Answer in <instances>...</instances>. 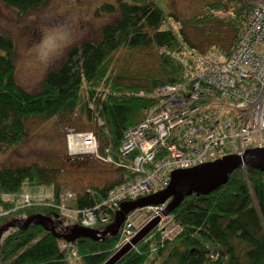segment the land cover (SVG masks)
I'll list each match as a JSON object with an SVG mask.
<instances>
[{"label":"trees","instance_id":"obj_1","mask_svg":"<svg viewBox=\"0 0 264 264\" xmlns=\"http://www.w3.org/2000/svg\"><path fill=\"white\" fill-rule=\"evenodd\" d=\"M1 1L28 12L46 0ZM253 6L249 0H214L191 19L196 26L230 28L231 39L224 49L227 57ZM101 8L110 19L102 27L100 38L73 45L57 67L48 69L42 88L36 92L17 83L14 43L9 36L0 35V155L26 141L30 118L65 119L77 108L90 115L89 104L94 103L103 120L95 130L99 150L104 153L109 149L118 160L117 150L125 132L159 101L157 89L187 78L185 67L196 57L184 49L191 40L182 28L177 33L165 26L167 17L153 0H113ZM122 47L156 48V73L144 81H125L126 75L113 70L115 53ZM119 160L129 162L122 157ZM56 173V169L35 162L0 164V228L10 217L22 213L27 218L36 215L50 221H32L6 235L0 243V264H71L68 256L73 249L84 264H102L113 254L117 235L101 240L78 238L69 247L48 229L64 221L58 209L50 205L54 199L59 202ZM123 179L121 176L118 183ZM118 183L89 187L73 206H92L104 200L107 191ZM42 190L53 194L50 203L38 199L25 203L19 197L25 193L43 195ZM171 214L181 226V234L173 242L157 241L154 246L159 255L168 251L167 264H264L263 171L240 167L212 192L185 197ZM209 248L219 254L216 260L212 255L207 257ZM152 251L149 242L138 243L116 264H146Z\"/></svg>","mask_w":264,"mask_h":264},{"label":"built area","instance_id":"obj_2","mask_svg":"<svg viewBox=\"0 0 264 264\" xmlns=\"http://www.w3.org/2000/svg\"><path fill=\"white\" fill-rule=\"evenodd\" d=\"M185 74L184 81L158 88L159 103L125 132L117 155L129 162L116 160L109 149L101 153L93 130L67 128L69 156H93L130 172L108 190L103 201L92 206L65 205L64 201L75 202L78 196L74 191L61 192L59 202L50 205L58 209L65 221L67 218L68 223L90 228L110 225L124 202L166 188L174 170L264 147V1L253 6L227 57L213 52L196 56L185 67ZM41 198L25 193L23 202ZM164 207L165 204L146 206L128 213L118 230L115 248L130 242ZM145 208L152 209L149 219L136 227L142 216L138 212ZM174 229H159L163 242L172 238ZM73 256L74 249L69 260Z\"/></svg>","mask_w":264,"mask_h":264},{"label":"rangeland","instance_id":"obj_3","mask_svg":"<svg viewBox=\"0 0 264 264\" xmlns=\"http://www.w3.org/2000/svg\"><path fill=\"white\" fill-rule=\"evenodd\" d=\"M153 1L167 17L165 26H170L177 33L178 29L182 28L186 37L191 40V43L184 44L186 53L202 56L208 52H213L216 55L224 56V49L231 39L230 28L220 29L214 24L196 26L191 19L200 14L205 6L214 0ZM260 1L264 0H249L253 5ZM112 2L113 0H46L35 9L22 12L0 0V35L9 36L14 43L15 79L17 83L31 92L40 90L48 69L57 67L73 45L80 44L84 40L100 38L102 27L110 19V16L105 14L101 7L104 3ZM157 69L158 55L154 47L145 49H123L122 47L115 53L113 70L126 75L125 81H144L146 76L154 75ZM132 77L136 79H130ZM158 103L159 101L156 104ZM89 107L91 109L90 115L77 108L65 119L56 116L46 119L30 118L27 122L29 137L21 145L7 149L6 152L2 153L0 164L15 165L35 162L44 167L56 169V183L61 189L60 193L74 191L78 196L89 187L110 184L106 181L107 175L112 174L109 170L113 167L112 163L101 161L89 155L72 158L68 154L67 128L90 129L95 132L96 127L101 125L103 121L98 116L95 104L90 103ZM110 155L113 156L111 152ZM115 180L114 182L118 183L121 176ZM47 191L44 190L43 192L42 190L43 195L41 196L45 198L38 199L39 201L50 203L53 200V194ZM19 197L23 198L21 195ZM54 200L53 203L56 202ZM64 203L72 206L74 202L64 201ZM151 211L152 209L145 208V210L138 212L142 216L136 221V227H140L148 221ZM26 219L27 217L23 214L10 217L7 220L10 227L0 233V243L6 235L24 224ZM68 224L73 225V223H68L66 218V221L64 220L55 229L59 232H66V225ZM171 226L176 227V229L172 230L174 233V235H170L172 238L166 241L173 242V239L181 234V226L177 224L172 214L161 219L138 242H149L153 248L146 264H167L164 260L168 251L159 255L154 246L157 241L162 242L159 229ZM106 227L109 226L104 225L96 228L104 230ZM137 244L133 247L135 248ZM209 249L207 257L212 255L213 260H216L219 254H216L213 248ZM69 261L71 264H84L79 259L76 250H74V256Z\"/></svg>","mask_w":264,"mask_h":264},{"label":"water","instance_id":"obj_4","mask_svg":"<svg viewBox=\"0 0 264 264\" xmlns=\"http://www.w3.org/2000/svg\"><path fill=\"white\" fill-rule=\"evenodd\" d=\"M245 166L264 172V147L250 148L242 155L228 154L194 167L174 170L171 173L170 182L166 188L140 197L134 201L124 202L116 212L113 223L108 225L109 227H106L104 230L100 228L84 227L76 223L71 225L66 232H59L53 227H48V229L56 238L66 242H73L78 238L101 240L109 235L115 236L127 214L131 211L146 206L165 204V207L160 211V215L149 220L136 232L130 242L126 243L102 263L116 264L133 245L142 240L159 223L162 216L171 214L185 197L192 194L206 195L212 192L226 183L231 172ZM48 220L49 218L47 217L33 215L28 217L22 225H24L23 228H25L32 221L45 223ZM8 227H10L9 223L3 224L0 228V233Z\"/></svg>","mask_w":264,"mask_h":264},{"label":"crops","instance_id":"obj_5","mask_svg":"<svg viewBox=\"0 0 264 264\" xmlns=\"http://www.w3.org/2000/svg\"><path fill=\"white\" fill-rule=\"evenodd\" d=\"M111 165H113V164H111ZM116 167L117 166L113 165V167H111L109 169V170H111L112 174H109V173H107L109 175L106 174L107 175V181L106 182H108V183L114 182V181H116L115 179H117V178H119V176H121V173L118 171V169ZM117 175H118V177H117ZM100 186H102V185H100Z\"/></svg>","mask_w":264,"mask_h":264},{"label":"bare ground","instance_id":"obj_6","mask_svg":"<svg viewBox=\"0 0 264 264\" xmlns=\"http://www.w3.org/2000/svg\"><path fill=\"white\" fill-rule=\"evenodd\" d=\"M149 111V109L146 111V113ZM117 169H118V171L121 173V176L123 177V178H127V176H126V174H125V172H130L129 170H127L126 168H124V167H122V166H117L116 167ZM5 213H7V212H5ZM4 213V214H5ZM25 217H26V214H24V213H22ZM7 223V222H6ZM5 224V223H4ZM71 225L70 224H68V225H66V229H68L69 227H70ZM53 228H57V227H53ZM125 245V244H124ZM123 245V246H124ZM121 248V247H120ZM119 248V249H120ZM119 249H117V248H115V250H114V252L113 253H115L116 251H118Z\"/></svg>","mask_w":264,"mask_h":264}]
</instances>
